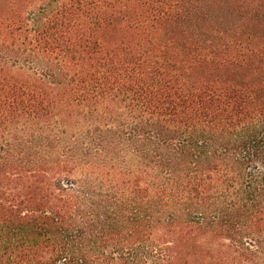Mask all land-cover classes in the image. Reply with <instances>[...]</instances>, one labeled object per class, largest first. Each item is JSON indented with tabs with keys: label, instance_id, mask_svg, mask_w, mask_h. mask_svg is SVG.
Masks as SVG:
<instances>
[{
	"label": "trees",
	"instance_id": "trees-1",
	"mask_svg": "<svg viewBox=\"0 0 264 264\" xmlns=\"http://www.w3.org/2000/svg\"><path fill=\"white\" fill-rule=\"evenodd\" d=\"M0 264H264V0H5Z\"/></svg>",
	"mask_w": 264,
	"mask_h": 264
},
{
	"label": "rangeland",
	"instance_id": "rangeland-1",
	"mask_svg": "<svg viewBox=\"0 0 264 264\" xmlns=\"http://www.w3.org/2000/svg\"><path fill=\"white\" fill-rule=\"evenodd\" d=\"M6 1L5 0H0V9L4 8V6H6L4 3Z\"/></svg>",
	"mask_w": 264,
	"mask_h": 264
}]
</instances>
